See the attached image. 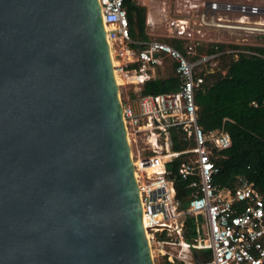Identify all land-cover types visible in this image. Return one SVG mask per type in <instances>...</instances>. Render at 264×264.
Returning <instances> with one entry per match:
<instances>
[{
  "label": "water",
  "instance_id": "water-1",
  "mask_svg": "<svg viewBox=\"0 0 264 264\" xmlns=\"http://www.w3.org/2000/svg\"><path fill=\"white\" fill-rule=\"evenodd\" d=\"M0 264H154L98 0H0Z\"/></svg>",
  "mask_w": 264,
  "mask_h": 264
},
{
  "label": "built area",
  "instance_id": "built-area-1",
  "mask_svg": "<svg viewBox=\"0 0 264 264\" xmlns=\"http://www.w3.org/2000/svg\"><path fill=\"white\" fill-rule=\"evenodd\" d=\"M98 3L115 80L118 87L131 89L128 98L134 97L136 105L133 109L132 105L121 103L151 253L155 247L172 264H199L193 251L207 250L211 259L202 264H264V197L247 179L239 178L234 189L214 183L219 167L210 148L228 149L231 138L224 130L204 133L197 124L195 91L216 68L217 54L187 59V55H196V47L202 44L192 41L187 18L171 23L175 27L172 37L185 41V55L158 40L133 39L124 0H98ZM198 6H201V27L264 32V21L250 23V18L264 16L263 7L220 0L190 5ZM221 13L239 15L238 23L217 16ZM166 60L175 64L177 91L142 95L144 84L155 76L157 69L164 67ZM169 139L173 150L169 148ZM177 140L186 145L183 151L174 150ZM185 155H194L195 159L182 160L176 172L168 168ZM176 177L192 178L189 183L192 194L184 206L176 198ZM189 219L193 233L187 240Z\"/></svg>",
  "mask_w": 264,
  "mask_h": 264
},
{
  "label": "trees",
  "instance_id": "trees-1",
  "mask_svg": "<svg viewBox=\"0 0 264 264\" xmlns=\"http://www.w3.org/2000/svg\"><path fill=\"white\" fill-rule=\"evenodd\" d=\"M124 6L132 38L149 40L145 32L146 8L133 0H124ZM164 41L186 55L184 40L171 37ZM209 54H217L218 63L195 91L197 124L204 133L224 130L231 138L228 149L218 151L210 148L212 159L219 167L214 183L224 189H234L239 178L247 179L264 197V45L201 44L196 47V55L186 57L195 60ZM164 67L168 71L167 75L161 77L162 72L157 69L156 75L144 84L142 95L177 91L179 78L174 73V62L166 60ZM181 143L184 144L182 141L174 143L175 151L185 149ZM183 157L178 159V166ZM172 163L168 166L170 170ZM191 180L179 177L174 180L176 198L182 206L191 197ZM192 233L193 223L189 219L185 231L187 240ZM193 256L199 264L211 259L209 250L193 251ZM161 264L172 263L163 257Z\"/></svg>",
  "mask_w": 264,
  "mask_h": 264
},
{
  "label": "rangeland",
  "instance_id": "rangeland-1",
  "mask_svg": "<svg viewBox=\"0 0 264 264\" xmlns=\"http://www.w3.org/2000/svg\"><path fill=\"white\" fill-rule=\"evenodd\" d=\"M136 4L146 8V28L145 32L150 40H158L165 42V39L171 38L175 31V27L171 25L176 19H188L187 31L192 33V41L200 42L202 44H213V42L236 44L242 46H261L264 45V32H252L247 30H234L226 27L207 26L201 27L199 17L201 14V6L198 8L190 7V5H200L202 1L210 2L213 0H133ZM221 2H230L235 4H249L257 5L264 8V0H220ZM217 16H222L229 22L238 23L239 15L229 14L223 15L222 13ZM264 21V16L250 18V23ZM204 28V29H203ZM204 30V33L201 31ZM201 31L198 33L197 31ZM263 38V39H262ZM166 68L161 77L167 75ZM118 85V82H117ZM131 89L119 87V97L122 105L130 104L135 109L136 105L132 101L134 97L128 98ZM175 135V131H172ZM177 140L176 143H179ZM182 144V143H181ZM185 148L186 145L182 144ZM195 159L194 155H185L183 160L188 158ZM178 167V159L171 164V170L176 172ZM169 250L168 247H165ZM154 250V251H153ZM152 259L154 264H161L163 257L156 252V248L152 249Z\"/></svg>",
  "mask_w": 264,
  "mask_h": 264
},
{
  "label": "crops",
  "instance_id": "crops-1",
  "mask_svg": "<svg viewBox=\"0 0 264 264\" xmlns=\"http://www.w3.org/2000/svg\"><path fill=\"white\" fill-rule=\"evenodd\" d=\"M204 29V28H203ZM203 29H201V31L204 33V30ZM148 36V35H147ZM170 37H172V36H170ZM150 40V39H149ZM213 43H218V42H213ZM165 68V67H164ZM164 68H162V69H159L161 72H162V74H163V70H164ZM157 72V71H156ZM156 75V74H155Z\"/></svg>",
  "mask_w": 264,
  "mask_h": 264
},
{
  "label": "bare ground",
  "instance_id": "bare-ground-1",
  "mask_svg": "<svg viewBox=\"0 0 264 264\" xmlns=\"http://www.w3.org/2000/svg\"><path fill=\"white\" fill-rule=\"evenodd\" d=\"M219 27H225V26H219ZM116 81V80H115ZM116 84H117V81H116Z\"/></svg>",
  "mask_w": 264,
  "mask_h": 264
}]
</instances>
